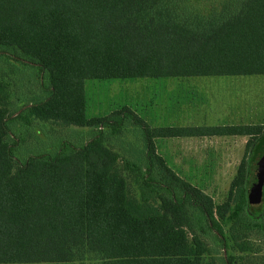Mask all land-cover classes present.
<instances>
[{"label": "trees", "instance_id": "16d2710c", "mask_svg": "<svg viewBox=\"0 0 264 264\" xmlns=\"http://www.w3.org/2000/svg\"><path fill=\"white\" fill-rule=\"evenodd\" d=\"M0 62V264L264 263V125L152 127L127 106L89 117L84 91L264 76V0H0ZM49 124L86 131L59 137ZM133 127L143 157L120 161L107 140ZM213 136L248 137L218 205L155 143ZM26 140L44 146L20 159Z\"/></svg>", "mask_w": 264, "mask_h": 264}, {"label": "rangeland", "instance_id": "374dc122", "mask_svg": "<svg viewBox=\"0 0 264 264\" xmlns=\"http://www.w3.org/2000/svg\"><path fill=\"white\" fill-rule=\"evenodd\" d=\"M0 69L8 71L1 62ZM84 91L89 117L127 106L152 127L264 125V76L86 80ZM49 127V132L59 137L86 131V128L72 126L49 124ZM247 140L244 136L181 137L160 138L155 143L158 153L175 173L201 189L218 205L227 199ZM107 143L120 154V161H137L143 157L141 135L135 127L120 136H112ZM43 146L34 140H26L17 147L15 154L23 159ZM261 204L260 199L251 202L248 211L253 218L261 215ZM224 230L227 232V227ZM207 241L213 245L211 238ZM259 250L254 258L263 261L264 242ZM229 253L240 255L234 249ZM42 264L98 262L87 258L73 263Z\"/></svg>", "mask_w": 264, "mask_h": 264}]
</instances>
